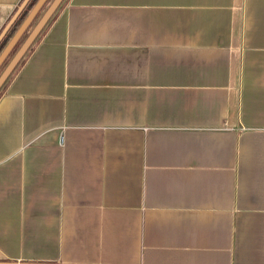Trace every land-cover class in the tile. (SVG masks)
<instances>
[{
	"label": "crops",
	"instance_id": "crops-1",
	"mask_svg": "<svg viewBox=\"0 0 264 264\" xmlns=\"http://www.w3.org/2000/svg\"><path fill=\"white\" fill-rule=\"evenodd\" d=\"M61 1L0 92V264H264V0Z\"/></svg>",
	"mask_w": 264,
	"mask_h": 264
},
{
	"label": "water",
	"instance_id": "water-1",
	"mask_svg": "<svg viewBox=\"0 0 264 264\" xmlns=\"http://www.w3.org/2000/svg\"><path fill=\"white\" fill-rule=\"evenodd\" d=\"M45 0H36L33 6L30 8L28 13L26 14L25 18L21 22V24L18 26V28L15 30L3 50L0 52V63L3 60V58L6 56L8 51L11 49L13 44L17 41L18 37L21 35V33L25 30V28L28 26L36 12L40 9L42 4ZM61 0H51L48 4V6L45 8L37 22L34 24V26L31 28V30L28 32L27 36L24 38L23 42L20 44L16 52L13 54L11 59L8 61L2 72L0 73V85L12 68L15 66V64L18 62V60L21 58L27 47L30 45L34 37L37 35L41 27L44 25L45 21L48 19V17L51 15V13L54 11V9L57 7V5L60 3Z\"/></svg>",
	"mask_w": 264,
	"mask_h": 264
},
{
	"label": "rangeland",
	"instance_id": "rangeland-1",
	"mask_svg": "<svg viewBox=\"0 0 264 264\" xmlns=\"http://www.w3.org/2000/svg\"><path fill=\"white\" fill-rule=\"evenodd\" d=\"M51 0H46L45 3L40 7V9L36 12V14L34 15V18L30 21V23L28 24V26L26 27V29L24 30V32L20 35V37L17 39V41L13 44V46L11 47V49L8 51V53L6 54V56L3 58V60L0 63V73L2 72V70L4 69V67L6 66V64L8 63V61L11 59V57L13 56V54L16 52V50L18 49V47L20 46V44L23 42L24 38L27 36L28 32L30 31V29L33 27V25L35 24V22L38 20V18L41 16V14L43 13V11L45 10V8L48 6L49 2ZM62 1H60L61 3ZM26 4H24L22 6V8L25 6ZM59 5V4H58ZM60 7L57 6L56 8L58 9ZM20 11V10H19ZM55 13V12H54ZM53 13V14H54ZM53 16V15H52ZM51 16V17H52ZM50 17V18H51ZM49 18V19H50ZM48 19V21H49ZM30 47V46H29ZM29 47H27L25 53L27 52V50L29 49ZM22 60V56L21 58L18 60V62L15 64V66L12 68V70L10 71V73L8 74V76L6 77V79L4 80V82H2V84L0 85V92L1 89L3 88L4 84L6 83V81L11 77V75L14 73L17 65L21 62Z\"/></svg>",
	"mask_w": 264,
	"mask_h": 264
},
{
	"label": "trees",
	"instance_id": "trees-1",
	"mask_svg": "<svg viewBox=\"0 0 264 264\" xmlns=\"http://www.w3.org/2000/svg\"><path fill=\"white\" fill-rule=\"evenodd\" d=\"M35 1L36 0H28L26 5L17 13V16L13 19V21H11L10 24L4 29L2 34H0V52L3 50L15 30L21 24L28 10L32 7Z\"/></svg>",
	"mask_w": 264,
	"mask_h": 264
}]
</instances>
